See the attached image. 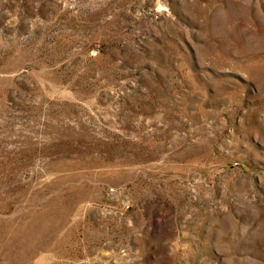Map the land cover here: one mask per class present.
Segmentation results:
<instances>
[{
  "label": "rangeland",
  "instance_id": "1",
  "mask_svg": "<svg viewBox=\"0 0 264 264\" xmlns=\"http://www.w3.org/2000/svg\"><path fill=\"white\" fill-rule=\"evenodd\" d=\"M0 264H264V0H0Z\"/></svg>",
  "mask_w": 264,
  "mask_h": 264
}]
</instances>
